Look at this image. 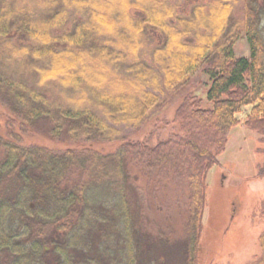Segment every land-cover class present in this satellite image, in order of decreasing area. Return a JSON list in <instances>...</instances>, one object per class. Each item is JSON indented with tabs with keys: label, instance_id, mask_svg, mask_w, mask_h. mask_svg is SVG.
Here are the masks:
<instances>
[{
	"label": "trees",
	"instance_id": "obj_1",
	"mask_svg": "<svg viewBox=\"0 0 264 264\" xmlns=\"http://www.w3.org/2000/svg\"><path fill=\"white\" fill-rule=\"evenodd\" d=\"M234 4L0 0V102L11 114L5 137L0 128V264H159L151 248L169 259L161 264H199L208 175L229 129L242 124L264 140V0H242L232 18ZM242 33L250 55L235 57ZM203 66L209 107L187 93L168 138L120 137ZM38 124L71 145L20 144L13 127ZM111 142L112 152L93 147ZM169 183L186 191L175 243L140 222L142 203L160 201ZM260 246L252 264H264V234Z\"/></svg>",
	"mask_w": 264,
	"mask_h": 264
},
{
	"label": "rangeland",
	"instance_id": "obj_2",
	"mask_svg": "<svg viewBox=\"0 0 264 264\" xmlns=\"http://www.w3.org/2000/svg\"><path fill=\"white\" fill-rule=\"evenodd\" d=\"M241 1L236 0L232 18L238 16ZM261 26L264 27V20ZM152 35L159 41L157 34L152 32ZM233 52L235 57L250 55L245 33L234 42ZM209 85L205 66L196 69L189 75L187 83L162 96V104L149 112L147 120L139 129L122 127L120 137L144 141L150 145L168 138L173 132H177L178 127L173 118L179 100L183 95L192 93L202 98L203 107H209L210 103L206 99ZM3 103L0 102V112L3 114L0 128L1 135L5 137L7 128L4 115L11 117V114H8L9 111ZM249 110L250 106L245 107L237 117L243 119ZM13 129L20 136V144L44 145L54 149H64L71 145L66 141L47 138L46 125L38 124L32 130L19 129L18 126ZM226 142L225 151L219 157L220 166H214L208 175L199 264H252L258 261L262 253L260 237L264 234V140L256 132L252 133L242 124H238L229 129ZM118 145V142L97 143L93 147L112 152ZM143 197L145 200L146 195ZM159 197L161 199L156 203L149 204L146 200L142 203V228L152 235L162 231L165 234L164 239L170 238L175 243L183 234L185 187L169 183L161 188ZM234 205L237 211L233 215ZM155 206L163 208L162 211L155 212ZM160 252L158 248H155V252L151 248L147 251V256L150 255L149 259L155 258L159 264L169 260L164 258L165 253ZM151 263L156 262L151 260Z\"/></svg>",
	"mask_w": 264,
	"mask_h": 264
}]
</instances>
